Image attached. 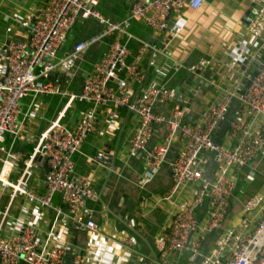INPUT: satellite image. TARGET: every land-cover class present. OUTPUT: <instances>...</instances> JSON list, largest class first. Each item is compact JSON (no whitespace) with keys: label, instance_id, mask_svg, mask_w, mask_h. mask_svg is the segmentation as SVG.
Listing matches in <instances>:
<instances>
[{"label":"built area","instance_id":"built-area-1","mask_svg":"<svg viewBox=\"0 0 264 264\" xmlns=\"http://www.w3.org/2000/svg\"><path fill=\"white\" fill-rule=\"evenodd\" d=\"M203 2L134 0L128 17L112 20L98 11V0H44L39 11L24 23L29 29L28 39L18 43L9 41L0 49V146L8 138H25L21 116L23 99L34 100L40 94L66 99L57 118L40 134L36 145L24 158L19 176L11 177L13 165L9 161L0 164V183L10 189L8 202L0 210V264H16L19 259L25 264H63L71 248L50 243L45 247L30 221L7 231L11 206L17 197L35 205L32 219L38 220L45 208L62 214L60 206H53V197L58 194L76 227L97 230L85 206L87 199L95 194L94 175L87 172L73 177V155L93 130L96 110L109 104L114 109L125 108L137 117L138 124L129 138V147L132 153L143 157L142 183L155 177L166 163L172 145L179 143L168 162L171 189L166 198L179 194L187 197L177 205L165 233L159 238L160 245L169 251L187 253L189 260L198 261V264H264V171L261 169L264 161V0H250L242 19L244 34L234 36L228 47L232 58L229 65L238 69L242 77L221 99L214 102L205 98L207 107L197 120L189 118L188 99L177 97L176 91L154 80L143 85L138 95L131 89V84L141 82L144 75L137 59L128 61L129 50L120 38L129 22L146 24L156 33V43L165 46L181 28L178 21L183 8L198 9ZM91 18L100 22L102 29L87 39L76 41L71 50L59 56L75 23ZM106 38H109L108 46L93 71L83 78L80 90L75 92L63 87V82L74 78L75 64L81 54ZM148 49L152 50L153 57L163 55L162 48L145 42L138 57ZM153 63L151 60L150 64ZM209 66V61L202 60L190 66L189 72L194 77L199 75L213 88H219L213 76L205 74L210 71ZM233 98L237 99V107L234 114L229 115ZM75 100L91 106L68 127L63 119ZM167 102L172 105L168 115L156 110V106ZM110 116L117 118L114 112ZM223 125L228 132L218 140L216 132ZM160 126L165 128L163 139L151 143ZM87 161L103 163L105 153L88 156ZM212 161L215 166L212 176L208 177L206 172ZM42 162L47 166L43 178L45 190L38 193L29 187V178L32 170ZM238 175L248 183L257 177L263 178V188L243 202L242 216L231 222L235 215L232 203L236 199ZM204 199L207 210L199 217L198 206ZM234 210L237 211V206ZM129 223L133 225V220ZM218 228H221L220 234L204 253L201 248L206 235ZM122 242L134 245L132 237H125ZM69 264L90 263L73 247ZM94 264L119 263L100 259Z\"/></svg>","mask_w":264,"mask_h":264},{"label":"crops","instance_id":"crops-1","mask_svg":"<svg viewBox=\"0 0 264 264\" xmlns=\"http://www.w3.org/2000/svg\"><path fill=\"white\" fill-rule=\"evenodd\" d=\"M134 0H98V11L112 20H122L129 16ZM44 0H0V49L7 41L11 43L24 42L29 37V29L25 21L39 11ZM250 0H204L198 9L183 8L179 24L181 28L175 36L169 39L165 46L156 43L157 35L146 24L131 20L126 26V32L120 35L129 50L127 59H137L142 70L143 80L134 81L131 89L138 95L143 85L149 81L172 89L179 94L184 90V81L189 67L202 60L210 62L209 73L219 88H206L205 96L199 98L201 88L185 94L191 107L189 118L197 120L205 110L207 99H221L228 95L234 83L242 77L240 71L230 67L232 60L228 51L233 37L244 34L242 19L249 6ZM102 24L96 19L78 20L70 29L66 44L59 50V56L71 50L78 40L87 39L99 32ZM264 36V31H263ZM109 42V41H108ZM150 43L162 48L163 55L153 57L152 50H146L138 57L143 43ZM108 43L98 41L89 46L75 64V77L72 81L62 83L63 87L75 89L80 84L83 73L93 71ZM153 60L154 63L150 64ZM59 71L54 75L57 77ZM112 84V83H111ZM200 101L198 102V100ZM66 100L59 95L40 94L34 100L23 99L22 118L25 123L24 140L8 138L0 146V164L9 161L13 165L11 177L19 176L23 169V160L36 145L40 134L57 118L64 108ZM91 106L85 101L75 100L69 107L68 117L63 122L71 125L81 116L82 112ZM171 102L156 106V110L168 115ZM45 109L43 120L39 123L36 118L40 109ZM237 107V99L233 98L229 106V115H233ZM115 114L117 118L110 116ZM137 117L125 108L114 109L110 104L96 110L95 124L85 140L79 145L73 155V177L83 173H93V188L95 194L86 201L92 221L97 224V230L92 231L78 228L74 225L68 207L60 195L53 197V206L62 208V214L57 215L53 208L41 210L40 218L32 219L35 208L33 203L22 197H17L11 206L10 226L7 231L15 230L29 221L36 228L39 241L46 247L47 243L56 247H74L81 251L82 256L90 263L113 260L119 264H198L191 262L184 252L164 249L159 238L168 227L172 214L179 203L186 199V194L166 198L171 189V178L168 162L172 160L179 143L171 147L166 163L162 164L155 177L142 183L145 165L143 157L130 151L129 138L137 127ZM217 139H223L228 132L226 125L219 128ZM165 128L160 126L153 135L151 143L163 139ZM98 152L105 153V163L87 161L88 156ZM109 156H111L109 158ZM215 162L212 161L206 175L212 176ZM264 171V161L261 164ZM45 169L39 167L32 170L29 187L38 193H43ZM243 176L238 175L235 183L236 199L232 203L234 214L240 212L243 202L253 193L263 188V178L257 177L251 183L244 182ZM246 184V187L242 185ZM10 189L0 183V210L8 202ZM237 206V211L234 210ZM207 210L204 199L198 206L199 217ZM133 220V225L129 223ZM221 228L206 235L201 250L206 253L214 239L220 234ZM125 237H132L134 245L122 242ZM16 264H25L21 259Z\"/></svg>","mask_w":264,"mask_h":264},{"label":"water","instance_id":"water-1","mask_svg":"<svg viewBox=\"0 0 264 264\" xmlns=\"http://www.w3.org/2000/svg\"><path fill=\"white\" fill-rule=\"evenodd\" d=\"M106 41L108 42L109 41V38H106ZM9 41L6 42V44H8ZM73 72V71H72ZM197 74H200V73H197ZM207 76H210L211 73L209 72H206L205 73ZM49 79H51V75L49 76ZM250 82L247 83V85L249 84ZM182 84L183 86H185L184 90H181V92L179 94H177V97H182L184 96L185 94H187L190 90H192L193 88L194 89H198V87L201 88V93H200V96L204 95L205 94V89L206 88H209V90H212V85L209 84L206 80L202 79L199 75L197 77H194L192 74H188L186 79L184 81H182ZM199 96V98H200ZM200 101V99L198 100V102ZM111 156H109L110 158ZM42 167L46 170L47 169V166L45 165L44 162H42ZM199 220V218L197 219ZM72 249L73 247H71L68 251H67V254L65 256V260L63 262V264H69L70 262V258H71V255H72ZM78 252V251H76Z\"/></svg>","mask_w":264,"mask_h":264},{"label":"rangeland","instance_id":"rangeland-1","mask_svg":"<svg viewBox=\"0 0 264 264\" xmlns=\"http://www.w3.org/2000/svg\"><path fill=\"white\" fill-rule=\"evenodd\" d=\"M77 86H79V84H77ZM76 86V87H77ZM71 90H74V89H70V91ZM75 92H78L77 90H74ZM66 100V99H65ZM205 107H207V105L205 106ZM45 114V109H43V107L40 109V113L38 114V116H37V118H36V120L39 122V123H41V121L43 120V115ZM243 187H246V184H243L242 185ZM242 214H243V212H238V213H236L232 218H231V222H232V220H234V221H236V220H238V219H240V217L242 216ZM204 223V221H202L201 222V225Z\"/></svg>","mask_w":264,"mask_h":264},{"label":"trees","instance_id":"trees-1","mask_svg":"<svg viewBox=\"0 0 264 264\" xmlns=\"http://www.w3.org/2000/svg\"><path fill=\"white\" fill-rule=\"evenodd\" d=\"M79 87H80V84H79V86H77L74 90H77V91H78V90H79ZM68 110H69V109H68ZM68 110L66 111V114H65V117H64L63 120H66V119H67V117H68V112H69ZM69 126H72V124L69 125ZM217 135H218V132H216V136H217Z\"/></svg>","mask_w":264,"mask_h":264},{"label":"clouds","instance_id":"clouds-1","mask_svg":"<svg viewBox=\"0 0 264 264\" xmlns=\"http://www.w3.org/2000/svg\"><path fill=\"white\" fill-rule=\"evenodd\" d=\"M107 43H108V42H107ZM74 75H75V73H74ZM87 75H88V73H83L82 80H83V78H84L85 76H87ZM74 77H75V76H74ZM82 80H81V82H80V86H81ZM79 90H80V87H79ZM79 90H78V91H79ZM64 99H65V98H64ZM68 109H69V108H68ZM68 109H67V110H68ZM67 110H66V111H67ZM75 122H76V121H75ZM67 126L69 127V125H67ZM103 163H105V161H104Z\"/></svg>","mask_w":264,"mask_h":264}]
</instances>
